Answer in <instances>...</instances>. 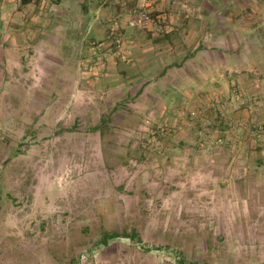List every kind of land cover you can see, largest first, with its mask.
<instances>
[{
	"label": "rangeland",
	"instance_id": "1",
	"mask_svg": "<svg viewBox=\"0 0 264 264\" xmlns=\"http://www.w3.org/2000/svg\"><path fill=\"white\" fill-rule=\"evenodd\" d=\"M31 4L0 0V264H264V0H155L125 61L114 10Z\"/></svg>",
	"mask_w": 264,
	"mask_h": 264
},
{
	"label": "built area",
	"instance_id": "2",
	"mask_svg": "<svg viewBox=\"0 0 264 264\" xmlns=\"http://www.w3.org/2000/svg\"><path fill=\"white\" fill-rule=\"evenodd\" d=\"M138 0H121L120 6L122 9L121 16L118 20H115L108 32V39L110 43L105 47H109L111 55L118 57L125 61L126 57L123 54L122 40L127 39L122 37L121 30H126L127 33L133 34L135 32H161L165 31L168 26H164L163 21L159 17H152L151 14L154 10L155 0H139L143 3L142 6H130V4ZM114 45V48H111ZM101 45L96 43L91 44L90 52L92 55H97L98 51H101ZM99 61V59H98Z\"/></svg>",
	"mask_w": 264,
	"mask_h": 264
},
{
	"label": "trees",
	"instance_id": "3",
	"mask_svg": "<svg viewBox=\"0 0 264 264\" xmlns=\"http://www.w3.org/2000/svg\"><path fill=\"white\" fill-rule=\"evenodd\" d=\"M39 2V0H22V5H29L31 3H37ZM152 17H159L162 19L163 24H165V18L162 17L161 13H158V11H153L151 14ZM146 33L148 34V36H154V32L152 31H146ZM121 34L122 37L127 38V39H131L130 37H132V35L134 34H129L127 33L126 30H121ZM171 31L169 30H165L163 32V34L159 35V37H163V38H159L157 37L158 41H161L162 39H166L169 40L171 37ZM111 48H114V45H111ZM128 238L129 240H131L132 243H134L135 245H139L142 244V239L139 236V234L135 231L132 230L130 233L127 232H116V231H105L102 233V236L100 237V239L98 240L97 246H108L111 242L116 241L119 238ZM157 249V248H155ZM146 251H151L152 249L149 248H145ZM177 264H200L198 262H194V261H189L186 258H184V256L180 253L177 254ZM74 261H72V263L69 264H73Z\"/></svg>",
	"mask_w": 264,
	"mask_h": 264
},
{
	"label": "crops",
	"instance_id": "4",
	"mask_svg": "<svg viewBox=\"0 0 264 264\" xmlns=\"http://www.w3.org/2000/svg\"><path fill=\"white\" fill-rule=\"evenodd\" d=\"M120 1L121 0H88V4H86V5H88V6L89 5L90 6L95 5V6H97L99 8L98 10H100L101 14H107L109 12L110 16L113 15V10H114V15L113 16L120 17L121 16V12H122V9H121V6H120ZM30 5H32V4H30ZM142 5H143V3L141 1H139V0L138 1H134V2H132L130 4V6H142ZM25 7H29V5H27V6L25 5ZM106 10L108 11L107 13H106ZM15 22H17V20H15ZM16 24H18L21 27L20 23L17 22ZM22 25H23V23H22ZM27 32H29V31L27 30ZM41 32H42L41 34H44L43 30H41ZM32 33L33 32L30 31V34L28 35L29 38L32 37ZM43 38L46 40V38H49V36L45 35Z\"/></svg>",
	"mask_w": 264,
	"mask_h": 264
}]
</instances>
